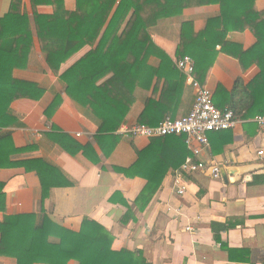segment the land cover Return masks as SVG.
<instances>
[{
    "label": "crops",
    "instance_id": "0c3cea01",
    "mask_svg": "<svg viewBox=\"0 0 264 264\" xmlns=\"http://www.w3.org/2000/svg\"><path fill=\"white\" fill-rule=\"evenodd\" d=\"M11 1L0 0V17L9 11ZM22 2L31 15L30 0ZM64 4L69 11L76 9V0H64ZM255 4L258 10L264 9V0H256ZM37 11L52 14L53 7L39 5ZM219 12L218 4H208L185 8L171 18L157 20L152 15L143 18L155 48L150 50L142 67L139 56L127 57L131 64L132 88L122 102L128 105L131 100V104L120 121L115 118L120 122L115 131L120 138L108 156L93 138L98 128L97 117L66 95L65 85L59 79V75L92 46L86 45L69 57L61 64L58 74L48 69L38 46L28 67L14 70V76L36 81L46 88L39 100L20 98L11 103L12 112L22 123L11 128L14 145L36 144L34 151L21 156L44 157L60 167L73 182L71 186L53 188L50 199L45 202L47 212L55 221L77 228L85 217L96 220L115 236L114 247L140 249L151 264H172L174 259L177 264H244L230 263L227 251L214 241L210 228L211 222L224 223L239 218L243 223L222 232L221 238L230 248L247 249L252 263L264 264V184L248 185L253 175L264 174V128H259L252 118L240 119L234 129L208 135L209 145L200 158L219 166V178H213L208 171L187 175L183 180L186 192L180 196L174 185L175 170L169 169L144 211L134 206V200L146 180L127 177L115 170L130 167L137 159L136 150L146 147L150 141L147 137L122 134L123 125H156L166 117L185 116L192 109L196 91L175 62L185 49L179 51L180 45L190 49L198 44L207 20L218 16ZM226 38L239 44L243 51L256 43L249 29L228 32ZM257 72L256 65L242 69L237 58L217 45L207 73L199 82L211 89L216 106L222 108L229 106V92L236 79L242 78L247 83ZM55 93L61 94L62 101L48 120L44 110ZM51 126L83 145L91 143V155L96 153L99 162H92L82 152L70 155L60 145L52 143L45 135ZM0 180L4 182L6 193L5 213L39 212L41 185L35 172H27L23 167L1 168ZM122 197L133 206L136 217L126 225L120 222L127 210ZM2 217L0 212V220ZM233 257L241 261L244 253L235 252ZM0 264H15V260L0 256ZM68 264L76 263L71 260Z\"/></svg>",
    "mask_w": 264,
    "mask_h": 264
},
{
    "label": "trees",
    "instance_id": "16d2710c",
    "mask_svg": "<svg viewBox=\"0 0 264 264\" xmlns=\"http://www.w3.org/2000/svg\"><path fill=\"white\" fill-rule=\"evenodd\" d=\"M30 3L31 15L22 0H12L9 11L0 17V169L23 167L27 172L36 173L41 185L40 210L28 214L5 213L6 193L4 182L0 180V212L3 213L0 256L14 259L15 264H68L71 260L76 264H151L140 249L114 247L115 236L100 222L85 217L77 228H68L47 212L45 202L50 199L52 189L71 186L73 182L46 158L21 156L34 151L36 144L14 145L11 128L22 123L12 112L11 103L20 98L39 100L46 91L36 81L14 76V70L28 67L38 46L48 69L58 74L61 64L69 57L86 45L92 46L61 73L59 79L65 85L64 93L97 117L98 128L93 138L108 156L120 138L115 133L120 122L115 118L120 121L131 104V100L128 105L122 102L132 88L131 64L127 57L139 56L142 67L150 50L155 48L144 17L152 15L160 20L177 16L188 7L218 4L219 15L207 20L198 37L199 43L190 49L180 45L179 51L185 48L182 56L193 57L194 74L200 82L217 45L237 58L242 69L256 65L257 74L247 83L242 78L236 79L229 92V107L237 118L250 119L264 113V9L256 8V0H76V9L72 11L65 8L64 0H30ZM39 5H51L53 13H39ZM245 29L256 37L255 45L248 51L226 38L228 32ZM61 101V94L55 93L44 110L48 120ZM213 101L215 104L214 95ZM45 135L70 155L82 152L92 162H99L96 153L91 155V143L83 145L56 126H51ZM149 140L146 147L136 150L137 159L130 167L115 168L127 177L146 180L134 200L139 211L148 206L168 170L178 169L188 154L183 136ZM260 184H264V174L253 175L248 182V185ZM125 205L127 210L120 219L124 225L136 220L133 206L126 201ZM242 223L239 218H231L224 223L211 222L210 228L214 241L227 251L230 263L254 264L247 249L230 248L221 238L222 232ZM235 252L244 253L241 261L235 260Z\"/></svg>",
    "mask_w": 264,
    "mask_h": 264
},
{
    "label": "built area",
    "instance_id": "2783aa9c",
    "mask_svg": "<svg viewBox=\"0 0 264 264\" xmlns=\"http://www.w3.org/2000/svg\"><path fill=\"white\" fill-rule=\"evenodd\" d=\"M176 67L187 76V80L196 91V98L190 112L182 117L164 118L156 125L133 123L123 125L121 133L129 136L147 138L161 136H183L188 154L178 169H175L174 185L176 193L182 196L186 192L184 177L197 172H210L213 178L220 177V168L200 158L204 148L208 147V135L211 132L234 129L240 119L229 107L218 108L213 101V92L194 77L195 61L192 56L184 55L175 62ZM253 122L264 128V113L257 114ZM262 155L263 151H259Z\"/></svg>",
    "mask_w": 264,
    "mask_h": 264
},
{
    "label": "water",
    "instance_id": "95a60500",
    "mask_svg": "<svg viewBox=\"0 0 264 264\" xmlns=\"http://www.w3.org/2000/svg\"><path fill=\"white\" fill-rule=\"evenodd\" d=\"M222 177H223V179H224V180H226V181L228 180V177H227V176H225V174H224V173H223V176H222ZM230 180H231V177H230ZM231 181H232V180H231Z\"/></svg>",
    "mask_w": 264,
    "mask_h": 264
},
{
    "label": "rangeland",
    "instance_id": "374dc122",
    "mask_svg": "<svg viewBox=\"0 0 264 264\" xmlns=\"http://www.w3.org/2000/svg\"><path fill=\"white\" fill-rule=\"evenodd\" d=\"M209 175H210V174H209ZM211 182H212V181H211ZM212 183H213V182H212ZM176 262H177V259H174L172 264H177Z\"/></svg>",
    "mask_w": 264,
    "mask_h": 264
}]
</instances>
